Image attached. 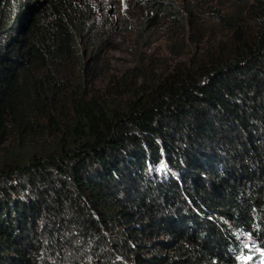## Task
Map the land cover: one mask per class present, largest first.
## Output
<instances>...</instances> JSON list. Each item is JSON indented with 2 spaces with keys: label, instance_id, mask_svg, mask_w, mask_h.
<instances>
[{
  "label": "trees",
  "instance_id": "obj_1",
  "mask_svg": "<svg viewBox=\"0 0 264 264\" xmlns=\"http://www.w3.org/2000/svg\"><path fill=\"white\" fill-rule=\"evenodd\" d=\"M130 1L145 48L163 18L187 28L170 61L114 72L89 0H0V264L264 251V0Z\"/></svg>",
  "mask_w": 264,
  "mask_h": 264
},
{
  "label": "rangeland",
  "instance_id": "obj_2",
  "mask_svg": "<svg viewBox=\"0 0 264 264\" xmlns=\"http://www.w3.org/2000/svg\"><path fill=\"white\" fill-rule=\"evenodd\" d=\"M94 7L102 11L110 21L117 26V31L112 36L114 50L109 52L111 56L112 67L114 72H122L131 68L136 62L133 50H138L145 55H153L155 58H162L163 61L169 59L167 46L170 39H176L182 45V39L188 37V30L176 29L171 19L163 18L160 24L150 29L152 43L148 48L141 45L143 36L138 30V24L141 16L146 13V8L141 3L130 0H89ZM133 5H136L135 7ZM124 23V24H123ZM183 56L181 59H185ZM168 61V62H169ZM246 249L250 251L248 257L243 262L250 264H264V251L258 248L255 239L242 235Z\"/></svg>",
  "mask_w": 264,
  "mask_h": 264
},
{
  "label": "water",
  "instance_id": "obj_3",
  "mask_svg": "<svg viewBox=\"0 0 264 264\" xmlns=\"http://www.w3.org/2000/svg\"><path fill=\"white\" fill-rule=\"evenodd\" d=\"M27 19H28V16H26V17L24 18V22L27 21Z\"/></svg>",
  "mask_w": 264,
  "mask_h": 264
}]
</instances>
